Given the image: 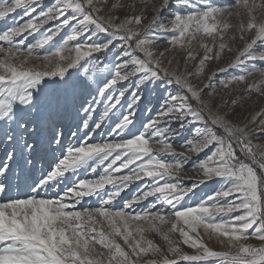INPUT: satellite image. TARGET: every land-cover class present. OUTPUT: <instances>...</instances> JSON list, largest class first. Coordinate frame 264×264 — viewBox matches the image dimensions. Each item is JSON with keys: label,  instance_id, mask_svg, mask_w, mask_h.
<instances>
[{"label": "snow or ice", "instance_id": "snow-or-ice-1", "mask_svg": "<svg viewBox=\"0 0 264 264\" xmlns=\"http://www.w3.org/2000/svg\"><path fill=\"white\" fill-rule=\"evenodd\" d=\"M105 4L107 0H53L37 12V7H42L37 0H0V21L18 9L29 17L23 24L14 23L0 32V44L6 45L0 46V264H206L210 259L218 264H264V246L246 243L253 237L264 242V149L252 143L254 135L264 136V119L259 120L258 130L250 127L258 116H264V111L247 123L230 119L245 98L253 93L264 97V67L249 64L264 62V50H254L257 46L264 49V20L256 15L257 11L264 13V0H234V7L160 0L158 6H152L155 15L147 25L143 24L144 11L122 20L119 16L100 15ZM170 4L190 11H176L165 23L159 13ZM122 6L114 4L112 8ZM33 13H37L35 17ZM234 16L239 19L236 25L230 22ZM51 21L59 23L41 32ZM64 28H68V34L62 42L46 55L36 54V49L49 45ZM230 28H236L242 41L245 33L253 38L245 41L233 62L211 71L206 83L194 84L193 78L202 80L207 61L219 60L225 49L233 51L225 42ZM25 32L40 33L27 48ZM204 37L212 39L211 46ZM161 39L169 47L158 51ZM217 39L218 51L212 55ZM197 41L205 54L195 72H189L187 65L196 60L193 44ZM174 49L186 52L183 72L171 68V59L168 66L164 64L167 53ZM93 53L113 57L114 63L109 62L112 67L104 69L108 75L103 80L95 76L97 64L91 59L86 66L81 65ZM241 66L247 67L240 74L216 80L217 72ZM71 69L78 71L70 74ZM256 75L260 79L249 83L248 77ZM121 82L127 83L116 87ZM79 83L89 89L95 84L91 103L79 98ZM217 85L224 89L236 85L232 91L245 86V94L231 105L222 100L213 108ZM161 87L160 106L153 114L145 92ZM100 101H106V105L101 121L94 123L95 129H100L123 101L127 112L122 114L117 129L127 130L130 137L116 143H66L69 137L78 139L68 124L69 114L85 113L75 127L89 129L96 111L92 105ZM142 102L148 119L137 129V111ZM192 125L199 126L193 131ZM185 129L191 138L185 137L179 144L183 151H177L174 138L182 136ZM212 146L214 150L205 159L192 164L199 180L185 185L177 179L193 154ZM56 152L61 156L45 170L43 161ZM163 154H172L176 159L167 162L161 158ZM105 162L103 174L97 179L72 180L67 175L81 169L96 173ZM132 165L136 167L129 174L116 175ZM145 177L152 182L146 183L142 193L123 208L116 209L114 202L121 193ZM214 178L223 180L220 190L196 206L182 203ZM66 180L72 183L63 195H46ZM108 185L112 190L105 193ZM94 196L100 197L104 206L78 208L84 198ZM230 196L233 199L223 203L218 199ZM149 198L154 200L148 211H126ZM157 201L167 207L157 208ZM237 211L239 215H231ZM219 214L223 215L218 220ZM200 229L229 250L208 247ZM146 233L159 235L167 244L166 252L147 239ZM176 233L184 245L196 250L195 254L181 249L180 242L173 238ZM157 256L160 258H147Z\"/></svg>", "mask_w": 264, "mask_h": 264}, {"label": "rangeland", "instance_id": "rangeland-1", "mask_svg": "<svg viewBox=\"0 0 264 264\" xmlns=\"http://www.w3.org/2000/svg\"><path fill=\"white\" fill-rule=\"evenodd\" d=\"M38 4L41 5L42 7H37V12L46 9L49 5L52 4L53 0H37ZM193 2L197 3L198 5L202 6L206 3H211L215 6L219 7H234V0H193ZM257 3L260 2V0H256ZM160 0H107V4L102 5L103 11L100 13V15H113V16H119L120 19H124L126 17H130L133 15H139L141 11H144V15L146 16V19L143 20V24L147 25L150 23L152 20L153 16L155 13L152 10L153 5H159ZM114 4H120L123 5L122 7H118L113 9L112 5ZM129 5H135L134 8L129 7ZM176 11H180L182 14L187 13L190 11L189 8L187 7H180L177 8L174 4H170L169 8H166L162 10L159 15L161 17L165 18V23H167L168 18H171L173 14ZM37 13H33V17L36 16ZM256 15L258 18L261 20H264V13L257 11ZM29 17L24 15V10L23 9H18L15 13L11 14L10 17L6 18L5 20L0 21V32L3 30L7 29L11 25L15 24H23L24 22L27 21ZM245 23L247 22V17H243ZM233 25H236L239 23V19L236 18L235 16L232 17L230 21ZM59 21H51L49 24L44 25L41 28V32L45 31L48 28H53L56 24H58ZM119 23V21H117ZM68 34V28H64L59 35L55 36L53 40L49 43V45H46L43 49H36L35 52L38 55H46L48 53V50L51 49L54 45H58L60 42H62L63 38L66 37ZM167 35H171L170 33ZM232 35L236 36L235 40L230 39ZM239 33L237 32L236 28H230L228 30V33L225 38V42L228 44L229 47L233 49L232 52L227 51L225 49L224 53L220 57L219 60L213 59L211 61L206 62V68H205V73L204 76L202 77V80H197L193 78V83L194 84H202L207 82L208 75L210 74L211 71L216 70L217 68H223L226 67L228 64L234 61L236 55L238 54L239 50H242L245 41L250 42V40L253 38L251 34L245 33V41L240 40L239 38ZM24 36H27V40L25 41L24 47L27 48L30 46L32 43H34L39 37L40 33H35L33 35H28L27 32L24 33ZM24 37H18L17 40L23 39ZM101 39L103 38V34H101ZM204 42L208 43L209 46L212 45V39L209 37H204ZM80 40H84V37H81ZM219 39L216 41V49H214V52L212 55H215V52L218 51L219 47ZM71 43H76V42H71ZM200 41H197L193 44V48L196 51V60L189 63L187 65V71L189 72H195L199 65L200 59L203 58L204 56V50L203 48L199 47ZM259 45V42H257ZM159 49L158 51H163L165 48H168L169 46L166 44V42L161 39L159 41ZM0 46H5L0 44ZM254 50L261 51L264 49H260L258 46L255 47ZM74 55V53L72 54ZM91 59L93 63L97 64V70L95 73V76L99 78L100 80H103L105 76L108 75V72L104 71L105 68L110 69L112 67V64L109 62H113V57L111 55H105L103 53H93L92 56L86 57L84 60L81 61V65L86 66L87 65V60ZM168 59L172 60L171 68L177 69L180 72H183L185 70V64L187 60V55L185 51L179 50V49H174L170 50L167 53V58L164 60L165 66H168ZM33 64H38L41 63L40 61H33ZM249 64H255L260 67H264V62L260 61H255L252 62L250 61ZM247 66H241L238 68H229L228 71L226 72H217L216 74V80H227L230 79L232 75L240 74L243 68H246ZM79 68V66H78ZM78 69H71V73L77 72ZM91 74V73H90ZM77 78L73 76V80L75 81ZM85 79L83 72L80 71V80ZM260 79L259 75L253 76V77H248V82L252 83L253 81H258ZM127 82H121L119 83L116 87H122L123 84ZM236 88V85H232L230 89H224L223 87L217 85V93H216V100L213 104V108L216 107V105L220 104L222 100L228 101L229 105H231V102L236 99L239 96H242L245 94V86H241L237 91H232L231 89ZM111 91V90H110ZM77 94L81 100L87 99L89 103L92 102V97L95 95V84H93V87L91 89L85 87L82 83H79L78 88H77ZM107 95V94H106ZM163 95V88H157V89H149L147 92H145V96L147 97V100L151 101V107L153 108V114H155V110L157 107L160 106V100ZM126 99L130 100L131 96H128L126 94ZM243 106H237L235 108V112L233 115L230 117V119L235 120L237 123H247L250 119H252L253 116H256L258 113H261L264 111V97L259 96L256 93H253L250 98H245L243 100ZM106 105V101H100L99 103H94L92 106L95 108V113L93 114V120L89 125V129H84L83 127L77 128L75 125L80 124L82 118L86 115L83 112H80L77 114L75 111L69 114L68 116V124L72 125L71 130L74 132H77L78 134V139L73 140L71 137H69L68 141L66 143L68 144H76L78 142H87L88 144L92 143H116V142H121L122 140L129 138L130 133L125 130L124 132H120L117 129V124L122 116V114H125L127 112V107L122 101L121 105L118 106V110H114L112 114H110L109 118L105 119L101 125L100 129H95L94 123L95 122H100L101 118L103 116L104 108ZM144 107L145 104L144 102L141 103L138 111H137V123L135 127L138 129L140 128L141 122H146L148 119V114L144 112ZM221 111H225L226 109L221 108ZM264 119V116H258L256 124L251 125L250 127L252 128H257V125L259 124V120ZM199 125H192V129L194 131V128ZM258 130V128H257ZM185 137L191 138L189 131L185 129L183 131L182 136H178L174 138V146L177 147V151H183L179 147V144L184 140ZM252 143L254 145H258L261 143L264 146V136H260L257 138L255 135L252 138ZM215 146H212L208 150H205V152H201L198 155L193 154L191 156V159L187 165H185V171L184 173L178 177L182 183L184 178H192V183L194 180L200 179V177L197 175L196 172L192 171V164L203 160L206 158L208 154L211 153L212 150H214ZM239 155V153H237ZM115 155V153H114ZM61 156L60 152H56L54 154H49L46 159L43 161L44 168L47 170L49 166L54 165L56 162L57 158ZM161 158L167 162H174L176 157L172 154H163ZM125 160L127 157L124 158ZM146 159V158H145ZM140 163V162H138ZM107 162H105V165H102L100 168H97L96 173H92L90 170L86 169H81L79 170L76 174H67L69 176H72V180H79V179H97L100 175L103 174V168L106 166ZM119 164V162H117ZM136 165H132L129 169H124L121 173H116V175H123V174H129L131 171V168H135ZM260 171L257 168L258 174H260ZM37 176L40 175L39 172L36 173ZM72 180H66V182L61 183L58 188L56 189H49V191L46 193L48 197L55 198L58 194L63 195L64 194V189L67 188L71 183ZM221 181V178L217 180V182ZM152 181L150 179L143 180V181H136L132 182L130 186L121 193V196L117 198V200L114 202V207L116 209L123 208V206L131 201L133 198L137 196L138 193H142V191L145 188L146 183H151ZM191 183V184H192ZM211 183V182H210ZM208 184V187L206 191L204 192L203 189H201L197 194L193 195L191 199H188L187 197L185 198V201L182 202L183 204H186L189 202V204H195L198 199H206L209 195V193H214L218 190H220L221 184L217 183L213 186V190L211 191L212 183ZM184 184V183H183ZM190 185V184H189ZM112 190V186L108 185L106 186L104 192L108 193ZM27 191V190H25ZM103 195V194H102ZM196 196V197H195ZM103 199H107L106 195H103ZM229 199H233V197H229ZM154 198H149L148 200L140 201L139 203L133 204L131 208L126 209V211L131 212V213H138V212H143V211H148L149 209L152 208V203H153ZM157 208L160 207H167L166 205H161L158 201L156 202ZM103 205V200L100 197H86L82 201V203L78 206V208L83 209V208H90L94 209L97 207H101ZM112 207V206H109ZM153 211L155 209H152ZM243 211V210H241ZM240 212L237 213L239 215ZM222 215V214H221ZM220 216V215H218ZM217 216V217H218ZM220 218V217H218ZM164 231H167L165 228ZM147 239L153 240V242L160 246L163 250H167V244L164 240L161 239V237L155 233H146L145 234ZM173 238L180 242L179 246L181 249L187 253V254H195L196 250L188 248L187 245H184L181 241L182 238L179 236L178 233L173 234ZM119 243H121L122 246L126 248V246L123 244L122 240H119ZM254 247H261L264 246V242H262L260 245H252ZM127 250V248H126ZM229 249L225 248L219 251H228ZM147 258H154V259H159L160 257H147ZM145 258V259H147ZM181 264H187V262H181ZM206 264H215V263H206Z\"/></svg>", "mask_w": 264, "mask_h": 264}, {"label": "bare ground", "instance_id": "bare-ground-1", "mask_svg": "<svg viewBox=\"0 0 264 264\" xmlns=\"http://www.w3.org/2000/svg\"><path fill=\"white\" fill-rule=\"evenodd\" d=\"M40 1H41V0H40ZM258 145L261 146L262 149H264V146H263L261 143H259ZM148 179H150V178L145 177V179H143V180H147V181H148ZM191 179H192V178H184V179H183V183H184L185 185H189V184L192 183V180H191ZM218 179H219V178H214V179H212V180H210V181H207L206 183L200 185L198 188L195 189V194H197V192H199L201 189H203L204 192H205L206 189H207V187H208V184H209L210 182L212 183L211 191L213 190V186H214L215 184H217V183L221 184V186H220V189H221V188L224 186V183H223V180H222V179H221L220 182H219V181L217 182ZM143 180H140V181H143ZM197 180H199V179H197ZM211 183H210V184H211ZM212 194H213V193H211V194L209 193V195H212ZM209 195H207V196H209ZM195 197H196V196H195ZM230 197H232V196H230ZM218 199H220L222 203H223L224 201H226V200H231V199H229V197H227V198H218ZM201 200H202V199H198L197 202H196L195 204H189V202H188V203H186V205H188V206H196ZM209 203H211V202H209ZM240 211H241V210H240ZM238 212H239V211L234 212V213H232L231 215L235 216V215H237ZM219 215H221V214H219ZM222 215H223V214H222ZM218 217H220V216H218ZM218 217H217V219L219 220ZM199 231H200V233H201V238L203 239L204 243H206V244L208 245V247H210V248L213 249L214 251H219V250H222V249H225V248L228 249V247H227L226 244H224V245L220 244L215 238L209 239L208 236H207L206 234H204L203 229H200ZM192 235L195 236V234H192ZM246 243H248V244H250V245H260L262 242L259 241V240H257V239H255V238L253 237V238H251L250 240H248ZM206 263H215V264H218V262H217L215 259H210V260L207 261Z\"/></svg>", "mask_w": 264, "mask_h": 264}]
</instances>
